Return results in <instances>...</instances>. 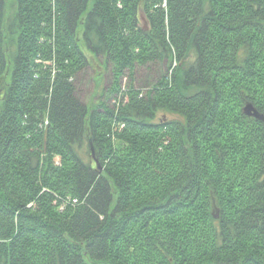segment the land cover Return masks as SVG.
Here are the masks:
<instances>
[{"label":"trees","instance_id":"16d2710c","mask_svg":"<svg viewBox=\"0 0 264 264\" xmlns=\"http://www.w3.org/2000/svg\"><path fill=\"white\" fill-rule=\"evenodd\" d=\"M107 65L115 103L90 107L76 75ZM247 102L264 114V0H0V264H264Z\"/></svg>","mask_w":264,"mask_h":264},{"label":"rangeland","instance_id":"374dc122","mask_svg":"<svg viewBox=\"0 0 264 264\" xmlns=\"http://www.w3.org/2000/svg\"><path fill=\"white\" fill-rule=\"evenodd\" d=\"M140 25L147 28V21L144 20V22H141ZM86 53L89 54L87 51ZM102 62V58H98L97 60L93 59L95 67H98V64H102ZM111 70L112 65L105 66L103 71H105L106 75L103 81H99L100 76L96 75L97 71H95L94 68H88L87 70L78 73L75 78L77 97L90 107H93L100 101L107 102L108 105L113 106L115 103V97L109 95L107 92V89L112 86L113 74ZM167 71L168 64L160 62L148 65L147 67L138 65L135 70V78L132 84H134L136 89L139 88L143 93H145L148 89L152 88L156 84V81L159 80L160 76L165 74ZM122 84L124 89H127V87L130 86L128 74L122 78ZM89 151L90 159L95 163V158L98 159V157L93 154L90 149Z\"/></svg>","mask_w":264,"mask_h":264},{"label":"water","instance_id":"95a60500","mask_svg":"<svg viewBox=\"0 0 264 264\" xmlns=\"http://www.w3.org/2000/svg\"><path fill=\"white\" fill-rule=\"evenodd\" d=\"M144 29H146V27ZM243 111L245 112L246 115H249L257 120L260 119L264 121V114L258 111V109H256V107L251 102L246 103V106L243 108ZM90 150L92 151L93 154L96 155V151H94V147L92 144L90 146ZM95 161H97L98 165L100 164L97 158H95ZM215 217L218 218V214H216Z\"/></svg>","mask_w":264,"mask_h":264}]
</instances>
